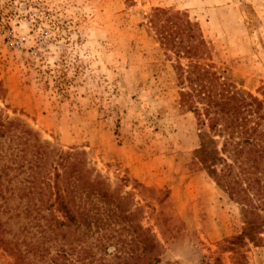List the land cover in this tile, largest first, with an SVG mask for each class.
<instances>
[{
	"label": "rangeland",
	"instance_id": "obj_1",
	"mask_svg": "<svg viewBox=\"0 0 264 264\" xmlns=\"http://www.w3.org/2000/svg\"><path fill=\"white\" fill-rule=\"evenodd\" d=\"M157 8L197 24L208 48L202 62L232 91L262 98L264 0H0V29L14 35L12 44L0 35L1 114L42 142L84 152L111 188L128 178L123 191L143 208L142 224L162 247L160 264H214L218 257L232 264L220 245L244 220L202 168L196 149L204 132L178 104L177 61L187 60L159 43L149 24ZM0 156L2 191V138ZM134 181L167 194L176 236L160 232ZM241 252L245 264H264V247L248 243ZM13 262L0 249V264Z\"/></svg>",
	"mask_w": 264,
	"mask_h": 264
},
{
	"label": "trees",
	"instance_id": "obj_2",
	"mask_svg": "<svg viewBox=\"0 0 264 264\" xmlns=\"http://www.w3.org/2000/svg\"><path fill=\"white\" fill-rule=\"evenodd\" d=\"M149 24L166 52L187 60L185 66L177 61L178 104L204 132L196 149L203 170L244 220L243 230L220 249L232 254V264H245L246 244L264 247V90L262 98L232 91L213 64L202 62L208 48L184 13L157 8ZM0 138V249L14 264H160L162 247L142 224L143 208L133 192L123 191L128 178L121 179V189L111 188L87 166L84 152L42 142L1 110ZM16 179L19 185L11 187ZM132 183L160 232L173 238L167 194ZM11 198L19 204L9 206ZM214 264H222L219 257Z\"/></svg>",
	"mask_w": 264,
	"mask_h": 264
},
{
	"label": "built area",
	"instance_id": "obj_3",
	"mask_svg": "<svg viewBox=\"0 0 264 264\" xmlns=\"http://www.w3.org/2000/svg\"><path fill=\"white\" fill-rule=\"evenodd\" d=\"M0 35H3L7 39V42H9L10 44L14 42V35L10 32H7L5 29H0Z\"/></svg>",
	"mask_w": 264,
	"mask_h": 264
}]
</instances>
